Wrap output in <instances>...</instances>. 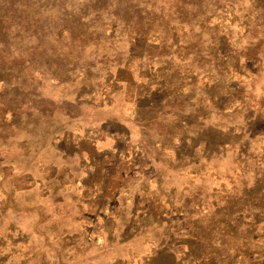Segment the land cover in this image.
<instances>
[{
    "label": "rangeland",
    "instance_id": "374dc122",
    "mask_svg": "<svg viewBox=\"0 0 264 264\" xmlns=\"http://www.w3.org/2000/svg\"><path fill=\"white\" fill-rule=\"evenodd\" d=\"M91 1L23 3L48 27L40 49L13 19L0 33V264H190L192 228L229 201L213 249L264 264L256 0H203V16L137 0L140 17Z\"/></svg>",
    "mask_w": 264,
    "mask_h": 264
},
{
    "label": "trees",
    "instance_id": "16d2710c",
    "mask_svg": "<svg viewBox=\"0 0 264 264\" xmlns=\"http://www.w3.org/2000/svg\"><path fill=\"white\" fill-rule=\"evenodd\" d=\"M166 1L170 6L168 9L169 12L177 6L184 7L187 9L191 7L193 11L200 12L201 16H203L202 11H197L200 10V4L203 2V0H190V2H188L187 0ZM91 2L95 3L93 4V7H95V5L98 7V4L102 5V2H104V0H94ZM113 2L115 4V7L122 8L125 11L130 10V13L131 9L134 11L136 10L135 13L138 17L141 16L142 11H146V7L149 5V3L147 5L146 1L144 3H138L137 5H135L134 3H136L137 0H113ZM23 3L29 5L32 3V0H0V33L2 34L3 38L9 35L10 27L7 24L11 22V19H13L15 23V28H19V30L22 29V31H24L23 34L27 35L26 30L30 29V34L28 36L35 37V40L39 42L37 43V46L35 48V50H37L41 47V45L38 44H40L42 40L45 39V34L47 33L48 27H45L42 24L41 19L36 15V13H34V15H31L32 17H26V9H22L21 6ZM141 5L144 6L141 7ZM18 9H21L23 11H19ZM254 9L258 12V15L253 19V22L251 24L253 26V38L257 40V45L254 48L246 50L247 54L245 55V59L253 58V56H258V54H262L259 51V49L261 48L264 50V0H256L254 3ZM87 17V15H82V18L78 19V22L81 23V20H86L85 18ZM181 18H185V16H182ZM63 21L64 19H61V23H64ZM17 36L18 35H16L15 37ZM81 38L82 37H72V42L75 43L81 41ZM56 40H59L58 34H56ZM0 47H3L0 52V61L7 60L8 58H10L11 53L7 48V43L4 42L3 39L1 41ZM32 50H34V48ZM67 50H69V48ZM14 52L18 54L17 58L21 59L23 54H25L27 50L18 48ZM31 55L32 53L30 54V56ZM258 202H260V200H258ZM237 206L238 208L234 205L233 202H226L223 210L217 213V221L212 225L220 227L227 225L229 226L230 224L235 225V223H237V219H235V211L237 209V212L240 210V201L237 202ZM209 219L210 223H212V218ZM212 225L209 226L210 230L209 234L207 235L205 234V231L202 232L199 229L192 228L193 231L197 230V234H195L196 237L205 235L206 239H195L193 245L190 246V249L188 251H186V256H184V254L182 255L185 258H190V264H210L213 261H215V264H234L233 259H235V255L239 254L240 251L236 247L227 248L226 245L222 247L224 248V250L213 249V241H216L218 240V238H221L222 234H227V231L224 229H222L221 231H216ZM241 237H239V235L235 236L232 240V243L236 244L237 241H240ZM205 240L206 243L203 245ZM251 255L252 254L245 255L239 260L238 264H248Z\"/></svg>",
    "mask_w": 264,
    "mask_h": 264
}]
</instances>
